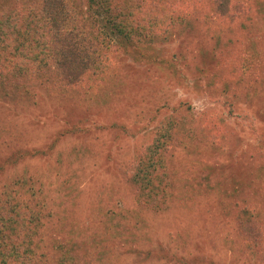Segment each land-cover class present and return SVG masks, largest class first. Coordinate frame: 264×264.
<instances>
[{
  "label": "rangeland",
  "instance_id": "rangeland-1",
  "mask_svg": "<svg viewBox=\"0 0 264 264\" xmlns=\"http://www.w3.org/2000/svg\"><path fill=\"white\" fill-rule=\"evenodd\" d=\"M73 2L87 11L86 0ZM234 2L240 3L241 10L231 22L221 17L209 25L199 23L189 33L183 29L185 21L164 37H150L166 67L175 68L137 64L113 48L108 69L112 77L90 92L88 102L40 87L34 89L36 96L25 101L0 98V194L15 177H33L42 181V197L51 207L66 195L67 226L86 242V252L94 256L92 264H109L107 260L115 257L117 264H264V246L246 250L235 236L232 221L236 208L237 221L257 217L264 231V184L259 171L264 164V57L257 62L262 67L257 80L246 82L249 93L256 90L254 106H248L251 100L241 95L246 103H239L240 109L232 114L216 87L207 89L209 75L204 73L215 70V59L208 52L216 35L223 41L237 37L241 49L253 44L264 50V24H257L262 16L258 5L264 9V0ZM231 62L232 56L227 57L225 63ZM202 67L209 69L203 72ZM187 108L190 111L184 112ZM178 112L189 117L211 113L214 120L224 119L225 126L212 128V146L203 143L192 154L179 153V164L184 159L180 169L187 166L185 177L190 182L176 174L181 187L173 189L169 181L161 206L144 208L132 197L125 169L140 160L166 119ZM183 145L189 150L192 142ZM168 171L171 180L170 165ZM231 189L236 191L233 195ZM119 209L134 216L132 220L127 215L125 221L120 214L125 243L105 235L107 222L115 227ZM135 219L140 222L137 229L132 227ZM141 223L145 226L140 229ZM93 242L97 253L90 248ZM107 248L111 252L106 255Z\"/></svg>",
  "mask_w": 264,
  "mask_h": 264
},
{
  "label": "trees",
  "instance_id": "trees-1",
  "mask_svg": "<svg viewBox=\"0 0 264 264\" xmlns=\"http://www.w3.org/2000/svg\"><path fill=\"white\" fill-rule=\"evenodd\" d=\"M86 1L88 16H85L87 11H81L73 0H0V98L25 101L36 96L34 89L40 87L44 92L53 91L63 97L72 94L88 102L90 92L112 77L108 74L112 65L109 49L122 50L137 64H149L156 69L175 68L170 62L166 67L167 61L151 46L150 37H164L185 21L183 29L189 33L194 32L199 23L209 25L221 17L231 22L241 10L240 3L234 0H123L121 4L116 0ZM261 5L257 12L262 16L258 17L257 24L263 26ZM101 7L103 10L100 11ZM236 38L229 36L223 41L216 35L214 46L208 52L210 59H215L216 65L212 66L215 70L201 68L209 75L207 89L216 87L217 96H223L230 114L240 109L239 103H246L241 95L251 100L246 103L248 106H254L257 93L255 89L249 93L247 87L250 85L246 86V82L257 80L258 70H262L257 62L264 57V50L259 46L243 45L241 49ZM244 52L247 57L243 56ZM203 56L200 50L201 61L205 63ZM229 56L236 63H225ZM243 81L241 87L245 92L238 88ZM189 111L188 108L184 110ZM184 112L172 113L140 160L125 169L126 184L139 206L160 207L169 181L173 189L181 187H178L181 177L183 182L189 183L191 179L185 177L189 174L187 166L186 170L180 169L184 159L179 164V153L187 150L192 154L203 143L212 146V128L225 126L224 119L215 118L219 120L215 121L211 113L189 117ZM236 139L234 137V141ZM188 140L192 142L189 150L183 145ZM169 154L172 158H167L166 166H163ZM174 167L178 169L174 171ZM259 171L264 184V164ZM42 188L39 179L15 177L9 182V191L0 194V264H92L94 256L86 252V242L74 234L72 226H67V216L63 214L66 208L63 198L67 196L63 195L62 202L51 207L47 197H42ZM235 192L231 189L229 194ZM234 207L232 205L230 209ZM119 211L115 214V227L107 222L105 235L116 238L115 242L118 239L125 243L126 238H122L125 234L119 230L122 227L120 214L125 221H128L127 215L132 220L134 216L129 210ZM238 216L235 208L232 221L236 224L235 236L241 245L246 250L262 249L264 231L261 222L254 216L237 221ZM139 223L135 219L132 227L137 229ZM144 226L141 223L139 228ZM140 234L143 237V233ZM94 243L90 248L96 252L98 246ZM129 249L133 251L131 247ZM105 252L107 255L111 251L107 248ZM107 261L109 264L119 262L116 257Z\"/></svg>",
  "mask_w": 264,
  "mask_h": 264
}]
</instances>
